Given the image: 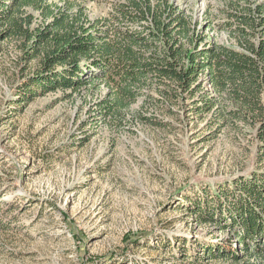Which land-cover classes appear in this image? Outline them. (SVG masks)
Masks as SVG:
<instances>
[{
    "label": "rangeland",
    "instance_id": "rangeland-1",
    "mask_svg": "<svg viewBox=\"0 0 264 264\" xmlns=\"http://www.w3.org/2000/svg\"><path fill=\"white\" fill-rule=\"evenodd\" d=\"M125 1L74 5L102 24ZM165 1L193 20L200 46L236 45L218 24L264 17V0ZM23 9L31 30L52 20ZM33 48L0 24V264H264L244 251L228 211L215 222L195 212L208 196L224 202L221 189L237 192L238 181L264 175L261 121L219 126L211 114L144 98L119 117L106 112L107 89L96 83L20 102L42 69Z\"/></svg>",
    "mask_w": 264,
    "mask_h": 264
},
{
    "label": "trees",
    "instance_id": "trees-1",
    "mask_svg": "<svg viewBox=\"0 0 264 264\" xmlns=\"http://www.w3.org/2000/svg\"><path fill=\"white\" fill-rule=\"evenodd\" d=\"M60 1L63 7L49 0H0V24L7 34L34 41L38 48H33L32 59L39 51L42 55L41 72L24 83L20 102L96 83L107 89L106 112L119 117L144 98L157 107L179 105L195 115L211 114L219 126L232 121L264 124V17L259 23L241 14L238 26L218 24L234 35L236 45L209 41L200 46L193 20L165 0L117 3L112 18L102 24L88 20L83 7H75L78 0ZM26 6L51 22L31 30L33 17L24 15ZM136 113L142 122L157 125L156 119ZM260 134L264 140V127ZM236 185L239 192L220 190L224 202L220 194L208 196L197 202L195 212L203 211L202 221L215 222L228 211L244 251L264 257V175ZM207 253L211 259L220 257Z\"/></svg>",
    "mask_w": 264,
    "mask_h": 264
}]
</instances>
